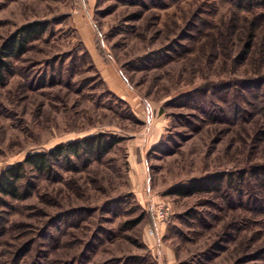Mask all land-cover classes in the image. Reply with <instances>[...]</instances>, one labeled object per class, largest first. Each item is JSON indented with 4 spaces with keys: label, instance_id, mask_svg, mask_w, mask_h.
Wrapping results in <instances>:
<instances>
[{
    "label": "rangeland",
    "instance_id": "obj_1",
    "mask_svg": "<svg viewBox=\"0 0 264 264\" xmlns=\"http://www.w3.org/2000/svg\"><path fill=\"white\" fill-rule=\"evenodd\" d=\"M236 3L0 0V175L119 138L28 169L26 197L0 198V264H264V9ZM36 22L45 31L6 55Z\"/></svg>",
    "mask_w": 264,
    "mask_h": 264
},
{
    "label": "trees",
    "instance_id": "obj_2",
    "mask_svg": "<svg viewBox=\"0 0 264 264\" xmlns=\"http://www.w3.org/2000/svg\"><path fill=\"white\" fill-rule=\"evenodd\" d=\"M237 6L246 9L254 10L255 7L264 9V0H236ZM263 15H258L257 19L252 20V24L257 26L260 23ZM42 22L31 23L23 26L16 34L11 36L4 44V53L8 56L17 57L24 52L26 45L37 35L42 34L46 27ZM256 29V28H255ZM254 36L250 35V40L247 43L248 51L252 47ZM7 64L0 63V72ZM119 138L108 134L93 135L84 139H80L71 143L61 144L47 153H35L29 155L21 163L8 167L0 175V198L9 197L12 199H23L24 191L23 185L28 177V169L39 174L48 175L53 172V161L70 162L72 156L81 158L82 153L89 154L90 156H102L108 153L117 143ZM261 167L256 168V173H261ZM264 172V170H263ZM202 180L192 181L189 184L177 185L172 189V193L179 196H190L197 191L205 188L207 183ZM216 185L220 187L221 183L216 179L210 182V186Z\"/></svg>",
    "mask_w": 264,
    "mask_h": 264
},
{
    "label": "built area",
    "instance_id": "obj_3",
    "mask_svg": "<svg viewBox=\"0 0 264 264\" xmlns=\"http://www.w3.org/2000/svg\"><path fill=\"white\" fill-rule=\"evenodd\" d=\"M156 209L155 208H153V209H151V213L153 214V215H156V219H155V222H156V224H164L165 223V219H162V218H160L159 216H157V214H156Z\"/></svg>",
    "mask_w": 264,
    "mask_h": 264
}]
</instances>
